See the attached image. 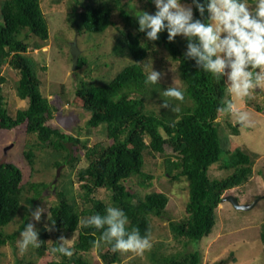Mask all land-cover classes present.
Masks as SVG:
<instances>
[{
    "label": "trees",
    "instance_id": "16d2710c",
    "mask_svg": "<svg viewBox=\"0 0 264 264\" xmlns=\"http://www.w3.org/2000/svg\"><path fill=\"white\" fill-rule=\"evenodd\" d=\"M139 1L75 0L68 16V22L79 33H103L115 25L113 13L118 10L124 26L118 28L119 35L112 50L117 56L132 59L109 82L98 84L81 80L75 91L83 100V110L88 114L84 129L90 131L102 126L106 136L113 140L108 146L101 142L89 146L87 141L81 140L82 132L73 135L47 124L58 108L43 94L34 68L35 61L28 56V40L32 35L43 41L49 39L42 0H0V70L9 63L19 73L16 94L20 99L28 100L27 107L18 109L12 116L0 85V127L13 129L25 125L28 135H36L39 145L49 148V156L52 157L49 164L57 168L61 165L75 166L81 160L72 154L67 144L84 150L83 165L77 173L85 190L82 195L84 206L69 198L73 191L72 179L54 187L57 201L49 207L44 238H51L53 247H57L61 235L76 234L73 255L66 257L58 253L60 260L54 264H91L87 254L95 248L93 241L99 239L101 231L83 227L80 221L94 214L105 215L108 207L123 210L128 218L126 229L129 232L138 228L141 236H152V217L164 213L169 203L168 195L152 191L141 196L125 184L132 176L141 175V185L148 187L146 181L153 178L142 171L146 145L164 158L167 172L173 179L183 177L188 181L186 215L169 222L175 241L185 240V245L212 233L224 193L246 183L254 173L257 155L241 147L230 150L228 137H223L220 131L217 109L224 107L221 100L226 94V78L218 80L197 68L194 60L186 59L187 41L181 36L169 42L165 30L157 41L147 40L145 33L137 31V16L142 12L154 14L156 9L152 0ZM79 5L83 8L81 12L78 11ZM193 11L194 18H201L195 8ZM207 16L205 12V21ZM153 45L165 49L170 58L178 62V73L183 83L182 102L163 96L168 85L145 83L148 71L144 63ZM81 63L85 62L80 57L78 68ZM152 96H159L163 103L167 100L169 108L148 109L146 98ZM174 108L179 111H173ZM256 110L263 111L260 105ZM233 128L238 133V127ZM24 157L33 168L35 151L30 148ZM216 163L228 172L226 176L211 177L210 168ZM48 187L49 184L43 181L23 183V172L19 167L13 163H0V248L9 242L14 243L29 222V207L24 202L34 207ZM102 188L109 190V200L98 197L97 192ZM28 192L32 194L27 195ZM23 209L28 212L19 230L6 235L2 229ZM53 224L56 230L49 232L47 227ZM260 237L264 242V225ZM102 244L107 250L100 252L101 264L123 261L121 251L113 252L111 245ZM164 246L161 242L150 252L156 264H203L200 250L167 253L162 251ZM234 256V251H229L227 257L212 264H230Z\"/></svg>",
    "mask_w": 264,
    "mask_h": 264
},
{
    "label": "rangeland",
    "instance_id": "374dc122",
    "mask_svg": "<svg viewBox=\"0 0 264 264\" xmlns=\"http://www.w3.org/2000/svg\"><path fill=\"white\" fill-rule=\"evenodd\" d=\"M129 0H123L127 2ZM139 2V0H135ZM253 1L248 0L251 4ZM181 3H190L181 0ZM75 0H42V8L49 25V39L43 41L32 35L28 40V56L35 61V70L40 78L41 90L52 103L57 106L53 116L47 121L52 127L62 128L69 134L77 135L82 132L81 140L87 141L89 146L101 142L104 146L111 145L102 126L85 130L88 114L83 110V100L76 95L81 80L94 81L102 84L109 82L125 66L132 62L129 56H117L113 53V46L119 35L118 28L124 26V20L118 10L113 13L115 25L110 26L103 33H79L68 22ZM83 10L78 6V11ZM76 42L81 50L80 57L84 64L73 70L74 61L71 52L72 43ZM42 45V47H39ZM146 71L152 69L161 72L160 83L168 86L183 88L178 73V62L173 61L167 51L159 46H151L150 54L144 63ZM19 73L9 63H5L0 70L1 87L8 102L12 116L20 108L28 105V100L20 99L16 94V85ZM237 108L249 113L250 125L241 126L235 116H225L219 113L218 122L220 131L228 137L227 145L230 150L241 147L247 152L257 155L254 164L253 176L244 184L227 190L223 196L234 195L242 204H250L257 198L258 203L251 209L236 208L230 201H221L218 208V220L210 235L200 241L185 245L177 242L170 230L169 222L179 220L186 215V204L189 200L188 181L185 178L173 179L167 172L164 158L151 151L149 145L145 147V165L143 172L153 178L146 181L148 187L141 185V175H134L125 184L141 196L148 192H164L169 197V203L161 216L152 217L153 231L150 237L151 248L143 253L122 252L123 261L118 264H156L150 255L151 250L159 243H164L162 251L167 253L188 252L200 250L203 264L227 257L229 251H234L235 256L230 264H264V242L261 240V231L264 225V88L255 90L250 97L244 99L233 98ZM248 100L250 102H248ZM163 102L159 96L146 98L148 109H161ZM179 105V104H178ZM260 105L263 111L256 110ZM233 126L238 127V133ZM222 137V138H223ZM226 141V140H225ZM36 135H28L25 125L13 129L0 127V163H13L23 172V183L43 181L49 184L41 198H38L34 207L24 202L29 208L37 206L46 209L40 222L31 221L39 232V239L43 241L39 248L29 246L21 254L18 248L20 233L14 243H7L0 248V264H54L60 260L58 253L52 254L49 250L53 247L51 238H44L43 229L48 218L49 207L57 201L54 187L61 186L70 179L73 181V191L69 194L72 202L79 201L83 205L82 195L85 190L78 180V170L83 165L84 150L78 149L73 144H67L74 156L81 160L75 166L63 165L59 177L58 168L50 165L52 157L49 148L39 145ZM32 148L35 151L33 168L24 157L25 152ZM166 152L169 148L166 146ZM66 153V152H64ZM211 177H224L228 174L219 163L210 168ZM58 177V179H57ZM57 179V180H56ZM53 182V183H52ZM109 190L100 189L97 195L101 199L109 200ZM28 192L27 195H31ZM84 206V205H83ZM28 211L21 210L14 221L2 230L6 235L19 230ZM31 216L29 215V221ZM71 246L76 240V234L63 235ZM155 249V248H154ZM107 250L101 243L99 248L91 250L87 257L91 264H101L100 252Z\"/></svg>",
    "mask_w": 264,
    "mask_h": 264
},
{
    "label": "clouds",
    "instance_id": "9594fccd",
    "mask_svg": "<svg viewBox=\"0 0 264 264\" xmlns=\"http://www.w3.org/2000/svg\"><path fill=\"white\" fill-rule=\"evenodd\" d=\"M152 3L156 11L154 14L142 12L137 16V31L145 33L149 41H157L165 30L169 42L177 36L185 38L186 59L194 60L197 68L218 80L226 78V94L221 100L224 107H219L218 113L235 116L241 126L250 125L249 113L238 109L233 98L244 99L255 90L264 88V0H253L251 4L248 0H190V3L183 4L181 0H152ZM194 8L201 18H194ZM205 12L208 14L206 21L203 19ZM162 75L152 69L145 83H159ZM163 96L181 102L184 100L183 91L172 85L163 91ZM161 107L169 108L168 101L164 100ZM173 111L179 109L174 108ZM45 211L39 206L29 208L31 220L25 224L17 242L21 254L29 246L39 248L43 243L31 221L40 222ZM127 224V216L116 207H108L105 215L94 214L80 221L83 227L101 231L99 239L93 241L96 248L102 242L111 245L113 252L143 253L151 248L150 236H141L138 228L129 232ZM47 230L55 231L54 224ZM57 244L49 250L52 254L73 255L71 241L63 235Z\"/></svg>",
    "mask_w": 264,
    "mask_h": 264
},
{
    "label": "water",
    "instance_id": "95a60500",
    "mask_svg": "<svg viewBox=\"0 0 264 264\" xmlns=\"http://www.w3.org/2000/svg\"><path fill=\"white\" fill-rule=\"evenodd\" d=\"M71 52H72L73 61H74L73 70H75L78 67L79 58H80V54H81V50L78 48V45H77L76 42H73L72 43ZM62 166L63 165H61L58 168V172H57V176L58 177L60 175ZM58 177H57V179H58ZM259 200H260V198H257L255 201H253L250 204H242V203L239 202L238 198L236 196H234V195H227V196H224L222 198V201H230L236 208H238V209H244V210L251 209L252 207H254L258 203Z\"/></svg>",
    "mask_w": 264,
    "mask_h": 264
},
{
    "label": "bare ground",
    "instance_id": "6f19581e",
    "mask_svg": "<svg viewBox=\"0 0 264 264\" xmlns=\"http://www.w3.org/2000/svg\"><path fill=\"white\" fill-rule=\"evenodd\" d=\"M91 262V261H90Z\"/></svg>",
    "mask_w": 264,
    "mask_h": 264
}]
</instances>
